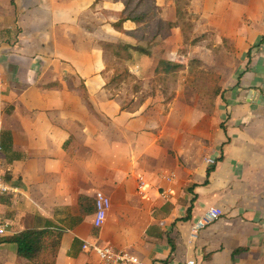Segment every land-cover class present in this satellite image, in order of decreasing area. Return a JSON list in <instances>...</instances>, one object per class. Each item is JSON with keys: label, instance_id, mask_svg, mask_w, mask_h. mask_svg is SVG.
<instances>
[{"label": "crops", "instance_id": "0c3cea01", "mask_svg": "<svg viewBox=\"0 0 264 264\" xmlns=\"http://www.w3.org/2000/svg\"><path fill=\"white\" fill-rule=\"evenodd\" d=\"M190 4L196 30L228 38L218 52L232 54L210 103L184 88L170 97L155 50L116 56L109 44L140 45L137 23L115 26L124 0H0V144L11 147L0 172L18 189L0 196V264H37L6 241L28 228L62 230L55 264H99L83 247L94 243L140 264H264V0ZM121 65L138 75L132 103L111 82ZM98 191L111 199L102 227ZM81 196L93 201L84 212ZM211 206L223 215L194 236Z\"/></svg>", "mask_w": 264, "mask_h": 264}, {"label": "rangeland", "instance_id": "374dc122", "mask_svg": "<svg viewBox=\"0 0 264 264\" xmlns=\"http://www.w3.org/2000/svg\"><path fill=\"white\" fill-rule=\"evenodd\" d=\"M127 1L131 15H141L144 10L147 12L144 23L136 30V36L140 38L137 41L147 53L155 50L158 56V82L162 83V88H165L169 96L174 95L175 91L182 92L184 88L188 94L186 98L190 100L194 98L198 103L213 102V96L216 97L219 93L217 88L222 87L219 82L223 74L229 75L232 72L228 63L232 54L218 52V49L227 46L228 38L224 37L219 41L220 38L215 32L196 30L198 13L188 4V0H182V16L173 21L170 19L175 18V11L170 10L168 5L172 0H158L157 6L154 0ZM157 32L158 35L155 34ZM204 37H207L206 41H202ZM132 41L134 42L133 38ZM197 45L203 48L207 45L216 51L204 52L202 47L194 49ZM161 59L173 60L179 66L170 69L171 73L166 74L164 66L160 64ZM140 60L147 68L155 65V60L148 56H143ZM122 66L119 74H122L123 84L121 82L117 87L125 92V103H132V95L139 86L138 75L129 72L126 74ZM196 93L202 94L201 97H195ZM140 98L137 102H140Z\"/></svg>", "mask_w": 264, "mask_h": 264}, {"label": "trees", "instance_id": "16d2710c", "mask_svg": "<svg viewBox=\"0 0 264 264\" xmlns=\"http://www.w3.org/2000/svg\"><path fill=\"white\" fill-rule=\"evenodd\" d=\"M125 1V8L120 14V19L118 22H116V27H121L122 24L127 21L131 20L137 25H139V28L144 23L146 18V11L141 15L133 16L131 15L129 11V2L127 0ZM155 5L156 4V0ZM176 1V14L177 18L182 16V9H181V2L182 0H175ZM190 3V0H188V4ZM138 28V29H139ZM137 29V30H138ZM158 35V32L155 33ZM139 38V37H137ZM110 48L113 49L116 56L120 58L130 59L132 54L130 50L134 49L137 51H146L144 47L141 45H132V44H109ZM251 53H249V56ZM158 61V59H157ZM160 64L164 66L165 73L169 74L171 71L170 69H173L174 67L179 66L178 63H176L173 60H167V59H161ZM125 70V69H124ZM129 71L125 70V73L127 74ZM124 73V72H123ZM171 73V72H170ZM111 82L114 83H121L122 82V74H119V70H117L114 75L111 78ZM173 97V96H170ZM171 98H168V100ZM9 146V145H8ZM0 148L6 152L11 150V147L7 148L3 144V141L0 144ZM10 149V150H9ZM215 166L209 167L207 169V179L206 183L209 182V176L211 172L214 170ZM80 203L82 207V212L85 211V203L89 205H93V201L91 198H88L86 196L80 197ZM193 210V203L190 205L187 209V215L184 217V219H189L191 217ZM62 238V230L60 229H52V228H44V229H35V228H28L23 231H20L9 238L6 239V241L15 242L18 245V254L26 259H29L31 261L36 262L37 264H55L56 258L58 255V250L60 247ZM171 243V255L170 257H173L176 249V244L173 242L172 239H170ZM239 251V250H237ZM236 251V252H237Z\"/></svg>", "mask_w": 264, "mask_h": 264}, {"label": "built area", "instance_id": "2783aa9c", "mask_svg": "<svg viewBox=\"0 0 264 264\" xmlns=\"http://www.w3.org/2000/svg\"><path fill=\"white\" fill-rule=\"evenodd\" d=\"M5 80L0 75V95L4 91ZM208 163L214 164L215 160L208 159ZM143 181V178H141ZM18 190L15 186H12L0 172V196L10 194ZM96 214L94 218V225L96 227H102L106 221L108 210L111 206L110 197L102 191H98L96 194ZM222 208L218 206H211L205 214L199 218L193 225V235L196 236L200 230L206 228L211 223L215 222L223 215ZM6 232V220L0 215V235H4ZM84 249L94 251L100 259L99 264H140L139 258L130 253L129 251L118 249L112 245H102L99 243L85 244ZM93 264V263H86ZM186 264H196L194 259L188 260Z\"/></svg>", "mask_w": 264, "mask_h": 264}]
</instances>
